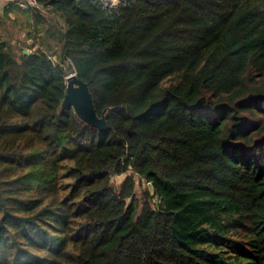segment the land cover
Wrapping results in <instances>:
<instances>
[{
	"label": "trees",
	"instance_id": "16d2710c",
	"mask_svg": "<svg viewBox=\"0 0 264 264\" xmlns=\"http://www.w3.org/2000/svg\"><path fill=\"white\" fill-rule=\"evenodd\" d=\"M35 2L65 27L59 62L0 39V264H264V0Z\"/></svg>",
	"mask_w": 264,
	"mask_h": 264
},
{
	"label": "rangeland",
	"instance_id": "374dc122",
	"mask_svg": "<svg viewBox=\"0 0 264 264\" xmlns=\"http://www.w3.org/2000/svg\"><path fill=\"white\" fill-rule=\"evenodd\" d=\"M15 2H19V5L22 7V9L28 10L29 5L33 3L34 0H22L21 3H23L24 6L20 4V0H14ZM118 3L117 0H112V5H116ZM33 5V4H32ZM31 5V6H32ZM47 12L46 10H44ZM49 14V13H48ZM27 14L24 12L20 17V23H16V19L13 20L10 15H8L7 11L6 14L0 15V39L3 41H7L9 44L10 50H13L17 53V55L20 54L21 49H27L30 52L32 49H29V43L33 42L35 37V31L34 27L28 26L29 19L26 17ZM22 21V22H21ZM65 24L63 20L53 15L52 13L49 14V22L45 26L43 32L36 36L35 38L38 39L37 47H43L45 49H49L50 57L55 61H60V32L64 29ZM5 33H2V31H5ZM32 33V34H29ZM32 35V36H30ZM37 35V34H36ZM63 68L65 70V73L68 75L69 71H74L71 62L67 61ZM125 175L116 177L114 179V183L119 185L121 181L124 179Z\"/></svg>",
	"mask_w": 264,
	"mask_h": 264
},
{
	"label": "water",
	"instance_id": "95a60500",
	"mask_svg": "<svg viewBox=\"0 0 264 264\" xmlns=\"http://www.w3.org/2000/svg\"><path fill=\"white\" fill-rule=\"evenodd\" d=\"M24 52L30 53L27 49ZM69 106L73 107L78 117L86 124L96 127L101 132L107 130L106 118L98 115L88 83L79 78L76 72L69 78L66 77V94L62 107Z\"/></svg>",
	"mask_w": 264,
	"mask_h": 264
},
{
	"label": "crops",
	"instance_id": "0c3cea01",
	"mask_svg": "<svg viewBox=\"0 0 264 264\" xmlns=\"http://www.w3.org/2000/svg\"><path fill=\"white\" fill-rule=\"evenodd\" d=\"M21 1L22 0H20V4L24 6L23 3H21ZM6 11L13 20L16 19V23H20L19 17L24 13V9H22V7L19 5V2L17 3L14 0H0V15L6 14ZM5 32L6 30L2 31V33H5Z\"/></svg>",
	"mask_w": 264,
	"mask_h": 264
},
{
	"label": "bare ground",
	"instance_id": "6f19581e",
	"mask_svg": "<svg viewBox=\"0 0 264 264\" xmlns=\"http://www.w3.org/2000/svg\"><path fill=\"white\" fill-rule=\"evenodd\" d=\"M75 72L73 71H69L68 75L66 76L67 78H69L70 76H72Z\"/></svg>",
	"mask_w": 264,
	"mask_h": 264
},
{
	"label": "built area",
	"instance_id": "2783aa9c",
	"mask_svg": "<svg viewBox=\"0 0 264 264\" xmlns=\"http://www.w3.org/2000/svg\"><path fill=\"white\" fill-rule=\"evenodd\" d=\"M118 2H119V0H117ZM33 4V5H32ZM31 5L32 6H36L37 4H36V2H35V0L33 1V3H32Z\"/></svg>",
	"mask_w": 264,
	"mask_h": 264
}]
</instances>
